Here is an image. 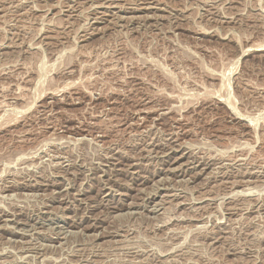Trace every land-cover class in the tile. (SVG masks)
I'll return each instance as SVG.
<instances>
[{
  "label": "rangeland",
  "instance_id": "1",
  "mask_svg": "<svg viewBox=\"0 0 264 264\" xmlns=\"http://www.w3.org/2000/svg\"><path fill=\"white\" fill-rule=\"evenodd\" d=\"M261 44L264 0H0V264H264Z\"/></svg>",
  "mask_w": 264,
  "mask_h": 264
},
{
  "label": "bare ground",
  "instance_id": "2",
  "mask_svg": "<svg viewBox=\"0 0 264 264\" xmlns=\"http://www.w3.org/2000/svg\"><path fill=\"white\" fill-rule=\"evenodd\" d=\"M260 46H264V44H261ZM262 48H264V47H262ZM261 49V48H260Z\"/></svg>",
  "mask_w": 264,
  "mask_h": 264
}]
</instances>
